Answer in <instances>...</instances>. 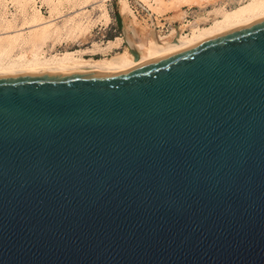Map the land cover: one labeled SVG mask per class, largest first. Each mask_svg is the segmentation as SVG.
<instances>
[{
	"label": "water",
	"instance_id": "1",
	"mask_svg": "<svg viewBox=\"0 0 264 264\" xmlns=\"http://www.w3.org/2000/svg\"><path fill=\"white\" fill-rule=\"evenodd\" d=\"M0 264H264V18L125 70L1 72Z\"/></svg>",
	"mask_w": 264,
	"mask_h": 264
},
{
	"label": "bare ground",
	"instance_id": "2",
	"mask_svg": "<svg viewBox=\"0 0 264 264\" xmlns=\"http://www.w3.org/2000/svg\"><path fill=\"white\" fill-rule=\"evenodd\" d=\"M175 1H181L183 3L184 1L190 2L191 0H174V3ZM192 1L194 2L192 5L202 4L201 7H204L205 5H203L204 2L201 1H207L206 4L210 2V0ZM214 1L216 2V0ZM225 1L226 0L223 2L225 3ZM66 2L69 4L72 3L71 7L73 6V9L67 6L69 10L71 9L70 12H72V14H69L68 16H66L68 13H65L68 11V8L66 7L67 9H64L67 10L65 12L63 10L64 5H66L64 3ZM121 2V10H124L123 8L125 7L126 1L122 0ZM157 2H159V0H157ZM178 2L175 4L178 5ZM217 2L220 3V1ZM16 3L18 2L16 1ZM91 3V0H50V14L47 16L43 13L41 8L34 5V0H32L31 5L29 6L31 7V11L26 8L24 3L21 4L23 9V15H21V17L23 16V19H21V22L19 23L15 22L16 15L14 14H12L11 18L7 17L5 14H0V73L14 71L109 72L125 70L264 18V0H238V4L234 6L221 4L215 7L213 4L214 7L206 12L208 13V16H199L201 18L198 17L194 21L189 20L188 23L182 24L181 22L185 18V12L180 10L178 8L179 6L173 4L176 6V11L173 10L175 13L173 12L171 20L174 22H180H178V24H173L169 33L161 34L159 32L160 30L158 31L154 27H147V25H145L146 27L142 26L145 29L137 30L135 26H132L133 24H128V26H126L130 30V34L124 31L125 36H116L114 39L108 40L104 46L98 43H93L94 48H66L63 51L52 49L46 51L47 49L45 50L43 46L49 41V39H51V41L59 39L55 36V38H52L53 35H59L64 32L63 35H72L77 41H79L87 36L91 31L92 26L98 21L101 22V20H103L104 23H107L111 20L110 12L104 3H95L98 4L97 7L100 10V14L98 13L96 17L95 15H90L87 12L89 9L85 8L89 4H93ZM147 3H149V9H147L151 11L149 13L151 16L153 14L152 11L155 10L156 7L154 6L155 8L152 10L151 7L153 5H150L151 2ZM172 6L171 8L174 7ZM177 8L179 10H177ZM86 12L87 15H85ZM130 13L132 12L130 11ZM62 16H66L64 17L65 21L62 24H58L56 19H59V17ZM209 16L211 19H209ZM206 21L207 23L201 24V22ZM157 23L158 21L155 24ZM184 26L190 28L189 33L185 32L186 30H184ZM125 37L127 39L126 46H124V44L122 45L125 41ZM59 40L57 42H59ZM48 43L52 44L54 42L52 41V43ZM122 46L124 47L122 48ZM113 48H122V50L116 51L111 57L105 56L95 58L86 56V53H94L96 50L109 51Z\"/></svg>",
	"mask_w": 264,
	"mask_h": 264
},
{
	"label": "rangeland",
	"instance_id": "3",
	"mask_svg": "<svg viewBox=\"0 0 264 264\" xmlns=\"http://www.w3.org/2000/svg\"><path fill=\"white\" fill-rule=\"evenodd\" d=\"M16 1L18 3H16L17 6L14 9V8H8L5 5V0H0V14H5L7 17H10V18L12 17V14H14V15H16L15 22L19 23V22H21V19H23V16L21 17V15H23V13H22L23 9L21 7L22 6L21 4L24 3L26 5V8L31 11V9H30L31 7H29V6L31 5L32 0H26V1L25 0H16ZM54 1H56V0H54ZM91 1H92L93 4L91 3L92 5L89 4L85 8V9H89L88 11L87 10L86 11L90 15H92V16L95 15V17H96V15H98V13L100 14V12H99L100 10H99V8L97 6H98L99 3H104L106 5L108 11L110 12V16H111L110 19L111 20H109L107 23H104L103 20H101V22L98 21L96 24H94L92 26L91 31L87 34V36H85V38L83 37V39H81L79 41H77L74 38V36H72V35L71 36H69L68 34L63 35L64 32L59 34L60 37H59V35H53L52 38L58 37L60 40L59 39H55V41L52 40L54 42V43H52L51 39H49L48 42H51L52 44H50L48 42L45 43L43 48L45 50L47 49L46 51H50L51 49L52 50H56V51H63L66 48L67 49L84 48V47L94 48L93 47V43H98V44L104 46L108 42V40L114 39L116 36H125V32L124 31H126V32H128V34H130L129 33L130 30L127 27L128 24L129 25L133 24L132 26L133 27L135 26V28L137 30L145 29L142 26L146 27L145 25H147V27H154V28H156V30H158V31L160 30L159 32L161 34H166V33H169V30L171 29L173 24H178V22H180V21L174 22V21L171 20V16H172V14L174 12L173 10L176 11V6H174L173 4L178 2V1H175V3H174V0H164V1L159 0V2H157V0H146L147 2H151V4H150L151 6L153 5L151 7L152 10L155 7L157 8V10L155 8L156 12H155V10L152 11L153 14L151 16L149 15V13L151 11L148 10L149 9V7H148L149 3H147L144 0H141V1L140 0H125L126 4H128V5L125 4V7L123 8L124 10H121L122 9L121 8V6H122V2L121 1L122 0H98V2H97V0H91ZM213 1L214 0H212V2ZM217 1H220V3H218ZM223 1L222 0H216V2L214 1L212 3L211 0H210L211 3L208 2V4H206L207 1L206 2L205 1H201V2H204L203 5L205 4L204 5L205 8L203 6L201 7L202 4L201 5H199V4H197V5L193 4L192 5V3H194L192 0L190 2L189 1H184L183 3L180 1V2H178V5L177 4H175V5L179 6L178 8L185 12V18L181 22L183 24V23H188L189 20H193L194 21L199 16H202V17L208 16L207 15L208 13H206V12H208L207 10L212 9L214 7V5L216 7L217 5L219 6L221 4H226L228 6L229 5L234 6V5L238 4L237 3L238 0L237 1L236 0H228V1L226 0L225 3ZM6 2H7V0H6ZM95 3H98V4H95ZM64 4H66V5H64L65 8L63 7V10L67 9L68 7L73 9V6L71 7L72 3L69 4V3L66 2ZM34 5L39 7V8H41V10L43 11V13L45 15L48 16L50 14L49 13V10L51 8L50 7L51 6L50 0H34ZM172 5L175 7V9H174V7ZM171 6L173 8H171ZM69 8H68V11L64 10V12L67 11L65 13H68L66 16H68L69 14H72V12H70L71 9L69 10ZM125 8H127L128 10L125 9ZM178 8H177V10H179ZM130 11L132 13H130ZM87 12H86L85 15H87ZM66 16L59 17V19L57 18L58 20L56 19V21L58 22V24H62L65 21L64 17H66ZM210 16H209V19H211V17H212V16L211 17ZM125 18H126V20H125ZM199 18H201V17H199ZM157 21H158V23L155 24ZM202 23L203 24L207 23V21L206 22H201V24ZM184 27H185L184 30H186L185 32L189 33L190 32V28L188 26H184ZM61 38H63V39H61ZM58 40H59V42H57ZM123 44H124V46H126V44H127L126 37H125V41L122 43V45ZM49 46H50V48H49ZM51 46H52V48H51ZM124 46H122V48ZM122 48H119V49L113 48L112 50H109V51L96 50L97 52L95 51L94 53H86V56L87 57H95V58H101V57H105V56L106 57H111L116 51H121Z\"/></svg>",
	"mask_w": 264,
	"mask_h": 264
},
{
	"label": "built area",
	"instance_id": "4",
	"mask_svg": "<svg viewBox=\"0 0 264 264\" xmlns=\"http://www.w3.org/2000/svg\"><path fill=\"white\" fill-rule=\"evenodd\" d=\"M5 5L8 7V8H16L17 4L15 2V0H5Z\"/></svg>",
	"mask_w": 264,
	"mask_h": 264
}]
</instances>
